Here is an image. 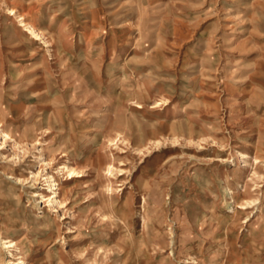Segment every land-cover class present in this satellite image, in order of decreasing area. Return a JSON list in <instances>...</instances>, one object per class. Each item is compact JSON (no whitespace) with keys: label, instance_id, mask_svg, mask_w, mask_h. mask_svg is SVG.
<instances>
[{"label":"rangeland","instance_id":"rangeland-1","mask_svg":"<svg viewBox=\"0 0 264 264\" xmlns=\"http://www.w3.org/2000/svg\"><path fill=\"white\" fill-rule=\"evenodd\" d=\"M0 121V264H264V0H0Z\"/></svg>","mask_w":264,"mask_h":264},{"label":"bare ground","instance_id":"bare-ground-1","mask_svg":"<svg viewBox=\"0 0 264 264\" xmlns=\"http://www.w3.org/2000/svg\"><path fill=\"white\" fill-rule=\"evenodd\" d=\"M8 14L10 16L17 17L18 22H19V26L23 27L25 29V31H27L29 34H31L32 37H34L36 40H43V43H46V44L49 43L46 40L45 35L42 33V31L37 30L31 24L27 23L25 21V18H24L23 15H18L16 13V11L13 10V9H10ZM134 106L136 108H139V109L142 108V105L139 104V103L134 104ZM0 123H1V121H0ZM1 126L2 125H0V127ZM1 133L3 134L4 137L9 138V139L11 138L9 136V133L6 132V131L1 130ZM240 156L243 159L248 158V155L244 154V153H240ZM254 160H255V163H259L261 161L258 158H254ZM63 169L67 172L68 179H70V180H73V179L79 178V177H83L82 171L78 170L77 168H72V167H68V166L64 165ZM119 171H121V170H119ZM108 173H110L112 175V167H110L108 169ZM10 178H12V177H10ZM47 179H48L47 181L49 182V187H50L49 189H51V191H52L51 192L52 195H44L42 192H38L37 191V192H34V194H35L34 197L41 198L40 202H45V201L48 202V205L52 206L53 208H63V207H65L64 206V202H65L64 201V197H65L64 193L65 192L62 193V199H61L60 198L61 194L59 192L60 191V187H59L58 184H56V181L53 179V176L48 175ZM254 202H255V200H246L243 203L236 202L235 208L245 211V210H247L249 208H252L255 205ZM55 212H57V211H55ZM0 244L2 246V249H4V250L5 249L10 250L11 248L16 247V245H17L14 240L2 237L1 234H0ZM11 256L14 257V258H13V260L9 261V264H25L24 258L22 256H17V255L12 254V253H11Z\"/></svg>","mask_w":264,"mask_h":264}]
</instances>
